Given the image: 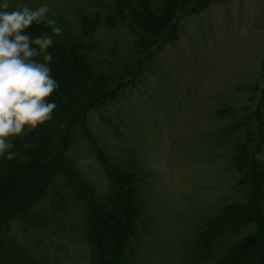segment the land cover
<instances>
[{"label":"rangeland","instance_id":"obj_1","mask_svg":"<svg viewBox=\"0 0 264 264\" xmlns=\"http://www.w3.org/2000/svg\"><path fill=\"white\" fill-rule=\"evenodd\" d=\"M197 1L176 2L172 17L139 37L136 15L125 11V24L107 0H9L11 10L47 4V16L63 29L56 40H80V83L92 93L82 99L80 118L70 120L58 162L65 172L48 179L37 203L46 224L31 232L19 215L7 214L0 264L15 254L7 248L11 237L38 258L60 244L62 256L49 255L59 264H93L85 203L73 185L102 192L110 182L104 161L131 172L138 203L121 264H211L239 238L224 233L196 247L205 222L245 196L234 158L243 167L254 155L264 165V141L255 136L264 131V0H205L199 8ZM164 5L151 0L158 11ZM82 17L92 21L85 34ZM56 138L60 148L63 136ZM52 191L62 195L55 209L48 207Z\"/></svg>","mask_w":264,"mask_h":264},{"label":"trees","instance_id":"obj_2","mask_svg":"<svg viewBox=\"0 0 264 264\" xmlns=\"http://www.w3.org/2000/svg\"><path fill=\"white\" fill-rule=\"evenodd\" d=\"M179 1L181 0H164L165 5L161 11H158L156 6L152 8L151 0H107L106 5L118 19H124L125 24L129 23V20L125 19V11L129 13L130 18L136 15V23L141 28L140 32L135 34L142 37L151 33L150 26L157 25L160 18L172 17L175 4ZM197 2V8L205 4V0ZM129 4H134L138 13L133 14L129 10ZM89 19H80L84 34L85 28L91 27L92 21ZM25 33L33 38L42 33L52 35L53 45L47 51L53 56L50 64L51 75L59 82V87L48 98L58 105L52 119L28 131L26 135L11 138L15 144L11 151L19 153L15 158L8 159L7 154L0 156V213L4 214L0 216V221L3 222L7 214L19 215L22 227L32 232V229L46 224V212L39 211L37 203L50 185L48 179L56 173L65 172L58 162L62 147H65L64 143L67 141L66 134L69 133L72 123L70 120L80 118L82 99L89 97L92 92L87 91L80 83V77L86 76V71L79 59H85L83 51L79 49L82 45L79 39L61 43L45 23L37 25L33 22ZM37 59L42 61L43 56ZM65 116H68L67 120L64 119ZM262 121L264 123V119ZM259 130L255 136L264 141V131ZM56 134L57 137L63 136L60 148L56 145ZM91 141L94 144L93 140ZM25 143H31L34 147L22 149L21 146ZM257 149L258 147L254 150ZM96 152L102 154L100 151ZM234 162L236 170L241 172L238 180L245 196L241 201L224 203L217 213L205 222L197 236L196 247L209 244L218 235L238 232L239 238L211 264H264V165L254 155L249 157V163L243 167L240 157H235ZM103 166L110 182L102 192L84 190L80 184L73 185V188L85 203L84 237L90 246L93 264H121L124 250L133 236L138 203L133 198L131 172L118 171L105 161ZM51 193L48 207L58 208L62 203V195L53 191ZM6 242L7 248L11 250L9 253H15L4 256L7 259L5 261L10 264H59L60 260H53L49 255L62 256V252L57 249L60 244H51L47 249L50 251L53 248L56 253L47 252L46 256L38 258L28 252L26 247L24 249V246L18 245L12 237Z\"/></svg>","mask_w":264,"mask_h":264},{"label":"clouds","instance_id":"obj_3","mask_svg":"<svg viewBox=\"0 0 264 264\" xmlns=\"http://www.w3.org/2000/svg\"><path fill=\"white\" fill-rule=\"evenodd\" d=\"M9 0L0 3V156L13 159L19 153L11 151V138L26 135L28 131L52 119L58 108L48 98L59 87L51 75L53 56L47 49L53 45L52 35L42 33L35 38L25 33L33 22L45 23L51 33L61 35L63 29L49 18V6L35 10L17 5L9 11ZM43 56V60L37 57ZM22 149L34 147L25 143Z\"/></svg>","mask_w":264,"mask_h":264}]
</instances>
